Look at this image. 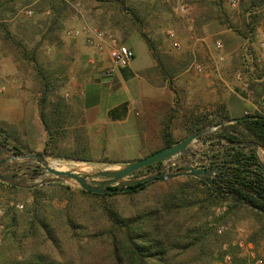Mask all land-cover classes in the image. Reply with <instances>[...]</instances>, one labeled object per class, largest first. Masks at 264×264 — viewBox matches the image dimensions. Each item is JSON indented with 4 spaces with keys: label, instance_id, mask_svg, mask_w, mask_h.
<instances>
[{
    "label": "rangeland",
    "instance_id": "1",
    "mask_svg": "<svg viewBox=\"0 0 264 264\" xmlns=\"http://www.w3.org/2000/svg\"><path fill=\"white\" fill-rule=\"evenodd\" d=\"M129 2L136 5L141 15L146 16L142 30L154 45L155 52L160 55L162 69L168 74L164 78L170 81L176 75L171 73L177 67L183 68L178 72L188 67V74L203 76L210 67L214 69V59L221 57L218 65L219 76L237 82L236 85L232 83V90H239L246 97L258 102L260 108L258 113L264 115V55L261 54V43L264 42V4L253 10V13H259V16L256 21L250 23V13L242 11L241 0H221L220 4L215 3L216 0H129ZM62 5L64 8L60 23L49 33H47L49 23L46 21L50 18L49 10L42 11L43 3L39 0L28 5L17 3L12 14L0 18V127L9 134L16 133V120L23 113V99L28 100L29 94L41 95L34 61L38 63L42 72L54 71V77L56 76L58 80L51 83L54 85L52 97L58 95L63 98L70 88L68 79L70 77L74 79L76 75L86 72L90 64L88 58L91 57L94 63H97L95 50L107 55L105 49L98 50L90 45L84 34L76 37L67 36L65 34L67 29L81 28L87 24L120 38L133 49L132 67L135 70L147 67L153 60L144 40L137 32L129 31L131 22L125 20L124 15L117 12L113 5L100 4L92 0H62ZM181 5L185 7V12L180 11ZM124 34L127 38H124ZM132 34L135 35L131 39ZM217 42L221 43L220 48H217ZM101 61L100 64L103 62ZM194 62L199 64L200 71L193 70ZM238 72L241 73V81L236 79ZM214 73L219 79L217 71ZM171 83L175 95L174 106L162 110L160 120L171 136L174 133L176 137L184 138L188 135L190 121L195 116L207 114L208 111L193 115L190 108L194 92L189 89L180 90L182 87L177 86L173 89ZM220 109L221 103H217L216 108L210 112H219ZM255 111L257 112L256 109ZM134 113L135 111H132L130 120L139 118ZM218 114L212 113L210 118H215ZM127 123L123 131L127 134L122 135L126 141L119 145L115 144L108 151V161L123 164L143 157L140 155L137 141H134L136 137L133 126ZM150 147L146 145L149 151L161 148L160 145L153 149ZM47 157L48 160L54 161L52 166L59 169H63L61 165L71 163L52 156ZM72 163H77L79 170H90L91 167L86 164L112 167L120 165L84 161ZM33 175L34 173L31 174ZM28 183L31 184L33 181ZM49 184L36 187H40L42 192V204L52 210L51 229L56 244L39 232L35 234L24 232L33 202L29 188L16 187L17 190H9L0 186L2 211L0 262L38 250L59 260L73 259L74 262L84 264H111L106 240L96 235L100 219L94 211H90L93 209V200L77 192L80 188L73 184L60 182ZM60 184L70 187L73 191L64 189ZM168 185L167 182L155 183L146 191L135 195L133 200L139 198V201L145 200L153 204L156 189L158 187L165 189ZM116 203L119 207H127L128 199L123 196L117 197ZM67 208L71 218L75 220L76 225L73 228L67 225L64 213L60 211ZM225 210L226 203L214 208L216 214H221ZM225 224L219 226V231H225L229 229L230 224H235L232 245L237 246L238 256L244 258V264H254L257 258H261L264 264V239L259 238L255 244L249 240V235L255 228L253 220L243 218ZM227 248V244L222 245V250ZM231 263L232 255L226 252L222 260L214 264Z\"/></svg>",
    "mask_w": 264,
    "mask_h": 264
},
{
    "label": "trees",
    "instance_id": "2",
    "mask_svg": "<svg viewBox=\"0 0 264 264\" xmlns=\"http://www.w3.org/2000/svg\"><path fill=\"white\" fill-rule=\"evenodd\" d=\"M37 0H0V18L10 15L15 10L17 3L28 5ZM43 3V10L48 9L50 18L47 33L60 23L64 5L62 0H39ZM100 4L113 5L117 12L124 15L125 20L131 22L129 31L137 32L144 40L153 58L159 64L163 77L168 74L163 71L160 55L155 52L154 45L142 30V24L146 16L141 15L140 10L129 0H92ZM215 3H221L216 0ZM264 4V0H241L242 11L249 12L250 23L256 21L259 13H253L256 7ZM245 20V18H244ZM127 34V33H126ZM124 34V38L127 35ZM36 77L40 83L41 95L39 102L41 109L51 104V99L57 104H62L63 98L55 95L52 97V90L58 78L54 77V71L42 72L38 63L34 61ZM183 69V68H180ZM174 69L177 74L180 70ZM258 103V102H257ZM219 113L215 118H210L211 114ZM264 115L254 112L244 114L233 123L218 126L213 132L203 137V141L215 144L238 141H254L264 147V120L253 119L251 116ZM42 121L46 130H50L49 125L41 112ZM230 119L222 109L207 114L195 116L190 121L187 134L193 131H201L204 126L215 125L224 120ZM0 131L4 130L0 127ZM5 133V132H4ZM7 134V133H6ZM9 136L8 134L4 136ZM163 146H168L179 142L174 139L167 127L162 128ZM15 146V145H14ZM17 147V146H16ZM43 153L47 154L44 149ZM56 157V156H54ZM75 160L88 161L87 159L73 157ZM256 156L252 157L250 165L252 168L256 161ZM103 160L100 163H105ZM116 164V163H111ZM159 166L153 164L141 168L135 172L136 175L146 174ZM256 165V164H255ZM252 176H245L240 171L236 173L237 178L232 180L226 187L210 186L208 183L191 176H183L168 180L152 181L139 188L133 187L131 190L111 193H94L78 189L81 195L93 200L91 212L96 213L100 219L97 225V236L106 240L111 264H214L220 262L222 256L229 252L232 255L231 264H244L245 260L238 256L239 250L236 245H232L235 224H230L229 229L219 231V226L226 225L229 221H239L243 218H251L255 224L254 230L249 235V240L254 244L259 238L264 239V214L253 208L243 205V199L264 209V181L261 170L253 172ZM182 179V180H181ZM158 182H167V188L158 187L155 191L153 204L145 200H133V197ZM49 185H52L51 183ZM0 186L9 190L18 188L0 181ZM61 187L68 191V186ZM33 196L31 209L25 228V234H35L39 232L56 244L55 236L52 233V218L48 207L42 204V192L40 187L29 189ZM230 193L237 195L233 196ZM128 199L127 207H119L116 203L117 197ZM226 203V210L221 214H216L214 208ZM64 213L67 225L74 227L75 220L71 218L70 211L60 210ZM13 219V218H12ZM227 244V250H222V245ZM0 264H84L74 262L73 259H56L43 251H34L21 257L7 258Z\"/></svg>",
    "mask_w": 264,
    "mask_h": 264
},
{
    "label": "crops",
    "instance_id": "3",
    "mask_svg": "<svg viewBox=\"0 0 264 264\" xmlns=\"http://www.w3.org/2000/svg\"><path fill=\"white\" fill-rule=\"evenodd\" d=\"M134 35H131V39ZM95 51L97 63H92L93 59L88 58L90 64L86 72L68 79L70 88L61 105L51 99L52 103L42 110L40 93L29 94L28 100L23 99V113L16 120V133L4 131V136L9 135L6 140L10 146L15 144L19 149L30 152H43L46 149L47 156H56L54 158L67 162H78L80 160L73 159L78 157L85 158L88 161L84 162L90 163L105 160V163L122 164L108 161L107 154L115 144L126 141L122 135L127 133L123 131L132 111H135V116L139 118H133L127 124L133 126L136 137L134 141H137L140 155L144 157L160 149L149 151L146 145H150L152 149L158 145L161 148L163 146L164 126L160 120V112L173 108L175 100L170 82L173 89L177 86L182 87L180 90L189 89L194 92L190 108L193 115L201 111L209 113L216 108L217 103H221L222 111L230 118L241 117L245 112L253 114L255 109L260 112L259 103L239 90H232V83L236 85L237 82L219 76L221 57L214 59L215 70L210 67L203 76L188 74L187 67L169 81L161 76L160 66L153 57L147 67L135 70L131 62L128 67L119 68L113 76L103 77L99 69L106 66L109 60L104 52ZM98 64L100 67H96ZM195 66L194 62V71ZM214 71H217L221 81ZM218 91L223 93L219 94ZM41 112L50 127L49 131L44 126ZM172 136L179 141L183 139L176 137L174 133ZM202 139L203 137L198 141L203 142ZM222 143L226 142L215 144L205 141L203 144L217 147Z\"/></svg>",
    "mask_w": 264,
    "mask_h": 264
},
{
    "label": "water",
    "instance_id": "4",
    "mask_svg": "<svg viewBox=\"0 0 264 264\" xmlns=\"http://www.w3.org/2000/svg\"><path fill=\"white\" fill-rule=\"evenodd\" d=\"M253 119H263L261 116H251ZM236 118H230L212 126H205L201 131H193L177 143L162 147L142 158L126 162L116 167L93 166V171L86 172L76 169L57 170L49 166V160L43 152H30L10 146L5 142L4 132L0 131V181L21 188L32 189L38 185L60 182L69 183L78 188L94 193H111L131 190L133 187L139 188L152 181L168 180L181 176H191L198 178L210 186H216L220 177V172L229 174L231 166H239L236 160L226 161V158L238 148L245 154L253 153L257 158V164L252 168H260L264 181V147L254 141L226 142L220 146L203 144L199 142L201 136H205L210 130L218 126L235 122ZM227 151H230L228 154ZM194 154H206L205 158H193L200 165L188 164L185 157ZM179 157L180 169L176 171L156 170L142 176L131 178V174L141 168L152 164L161 163L171 158ZM178 159V158H177ZM212 161L220 162L219 165L211 166ZM75 163H69L72 165ZM36 171V173H34ZM34 173L33 176L31 174ZM28 181H33L29 184ZM221 183V182H220ZM222 184V183H221ZM236 196L234 193H230ZM243 205H247L254 210L264 214V209L248 203L241 199Z\"/></svg>",
    "mask_w": 264,
    "mask_h": 264
},
{
    "label": "built area",
    "instance_id": "5",
    "mask_svg": "<svg viewBox=\"0 0 264 264\" xmlns=\"http://www.w3.org/2000/svg\"><path fill=\"white\" fill-rule=\"evenodd\" d=\"M180 11L185 12V7L183 5L180 6ZM65 34L69 37H76L80 34H84L87 38L88 43H90V45L97 48L98 50H101L102 48L106 50L109 62L106 66H104L100 70V73L103 77L113 76L118 71L119 68H124V67L129 66L134 58L133 49L129 47L126 43L122 42L120 38L116 37L115 35L107 31L99 30L97 28H92L90 25L84 24L81 28L67 29L65 31ZM175 45L178 46L177 43H175ZM216 46L217 48H220L221 43L217 42ZM261 48H262L261 54L264 55V42L261 43ZM91 62L94 63V60H92ZM195 69L197 71H200L201 67L196 64ZM236 79L239 81L242 80L241 73L238 72L236 74ZM245 114H248V113L245 112ZM177 158L174 157V158H171L169 160L159 163V166L156 165L153 171L179 170L181 166L179 163V157ZM178 166L179 168H177ZM157 167H159V169H157ZM135 172L131 174L130 176L131 178H136V177L144 175V174L136 175ZM1 215H2V211L0 209V216ZM1 227H2V224L0 223V229ZM227 258H229V256H227ZM254 264H263L262 259L261 258L255 259Z\"/></svg>",
    "mask_w": 264,
    "mask_h": 264
},
{
    "label": "flooded vegetation",
    "instance_id": "6",
    "mask_svg": "<svg viewBox=\"0 0 264 264\" xmlns=\"http://www.w3.org/2000/svg\"><path fill=\"white\" fill-rule=\"evenodd\" d=\"M202 137H204V136H201L199 139H201ZM5 142L7 143V140H5ZM235 149H236V151L234 153H232L231 156L227 157L226 161L236 160L240 163V165L239 166H231L230 170H229V172H230L229 174H227L225 172H220L219 173L220 177L218 179V184H217L218 187H224V186L226 187L229 183L232 182V180H235V178H237L235 176H236V173L239 171L242 174H244L245 176H249V175L252 176L253 174H251V173L260 171L259 167L254 169V168H251L250 165H246V163H250V160H252V157H254L253 153L245 154L243 151H239L238 148H235ZM227 152H228V154H230V151H227ZM205 155L206 154H201V155L194 154L193 157L187 155V156H182V158L185 157L188 164L196 166V165H200L201 163H196L193 160V158H205L206 157ZM255 164H257V159H256L254 165ZM210 165L211 166H215V165L220 166V162L212 161ZM177 168H179V166ZM157 169H159V167H157ZM34 173H36V171Z\"/></svg>",
    "mask_w": 264,
    "mask_h": 264
},
{
    "label": "bare ground",
    "instance_id": "7",
    "mask_svg": "<svg viewBox=\"0 0 264 264\" xmlns=\"http://www.w3.org/2000/svg\"><path fill=\"white\" fill-rule=\"evenodd\" d=\"M52 162H54V161L49 160V166L52 167V168H54V169H57V170H68V169H76V170H79V169L77 168V166H76L77 163L72 164V165H68V164L61 165V164L58 162V163L63 167V169H59V168H57V167H55V166H52ZM84 164H86V163H84ZM86 165H88V164H86ZM88 167H91V166L88 165ZM80 171L90 172V171H93V168L91 167L90 170H80Z\"/></svg>",
    "mask_w": 264,
    "mask_h": 264
}]
</instances>
